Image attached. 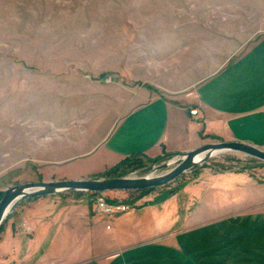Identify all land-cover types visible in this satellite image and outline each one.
<instances>
[{"label": "rangeland", "instance_id": "obj_1", "mask_svg": "<svg viewBox=\"0 0 264 264\" xmlns=\"http://www.w3.org/2000/svg\"><path fill=\"white\" fill-rule=\"evenodd\" d=\"M262 35L264 0H0V199L6 189L30 182L165 173L174 164L154 168L181 154L129 156L97 169L84 151L144 94L181 100L196 76L217 71ZM207 138L204 144L220 142ZM229 172L264 185L262 162L224 152L150 194L164 201ZM143 192L51 196L88 204L97 216V199L129 205L128 211ZM115 215L100 223L116 231ZM133 230L140 232L133 227L123 237Z\"/></svg>", "mask_w": 264, "mask_h": 264}, {"label": "crops", "instance_id": "obj_2", "mask_svg": "<svg viewBox=\"0 0 264 264\" xmlns=\"http://www.w3.org/2000/svg\"><path fill=\"white\" fill-rule=\"evenodd\" d=\"M239 52L196 76L181 100L144 94L84 151L93 154L88 164L182 154L207 137L264 146V35ZM202 181L164 201L148 194L129 202L133 211L115 215L116 231L100 223L111 216H93L88 204L25 200L0 227V264H264V185L230 172ZM133 227L140 232L123 237Z\"/></svg>", "mask_w": 264, "mask_h": 264}, {"label": "water", "instance_id": "obj_3", "mask_svg": "<svg viewBox=\"0 0 264 264\" xmlns=\"http://www.w3.org/2000/svg\"><path fill=\"white\" fill-rule=\"evenodd\" d=\"M231 152L255 158L264 164V151L255 146L241 142H219L204 144L198 148L182 153L180 157L154 168L160 170L174 164L168 171L160 175L140 178H112L101 180H62L49 182H30L14 185L5 190L0 199V226L11 212L23 201L42 196L59 194L62 192L84 191L102 193L107 191H144L138 199L150 194L157 188L167 185L193 166L205 162L214 153ZM203 154L199 162H195L197 155Z\"/></svg>", "mask_w": 264, "mask_h": 264}, {"label": "built area", "instance_id": "obj_4", "mask_svg": "<svg viewBox=\"0 0 264 264\" xmlns=\"http://www.w3.org/2000/svg\"><path fill=\"white\" fill-rule=\"evenodd\" d=\"M127 206L119 202H108L105 199L99 198L95 202L93 213L99 216H110L114 214H122L127 212Z\"/></svg>", "mask_w": 264, "mask_h": 264}, {"label": "bare ground", "instance_id": "obj_5", "mask_svg": "<svg viewBox=\"0 0 264 264\" xmlns=\"http://www.w3.org/2000/svg\"><path fill=\"white\" fill-rule=\"evenodd\" d=\"M223 153V152H222ZM216 154H219V153H214L213 156H215ZM203 154H200V155H197L195 158H194V161L195 162H199L202 158ZM150 176H154V174H150ZM127 206V205H126Z\"/></svg>", "mask_w": 264, "mask_h": 264}, {"label": "trees", "instance_id": "obj_6", "mask_svg": "<svg viewBox=\"0 0 264 264\" xmlns=\"http://www.w3.org/2000/svg\"><path fill=\"white\" fill-rule=\"evenodd\" d=\"M108 202H115V201L112 200V201H108Z\"/></svg>", "mask_w": 264, "mask_h": 264}]
</instances>
